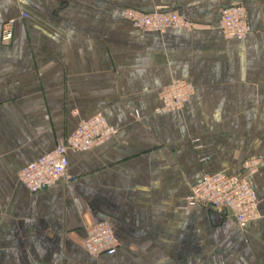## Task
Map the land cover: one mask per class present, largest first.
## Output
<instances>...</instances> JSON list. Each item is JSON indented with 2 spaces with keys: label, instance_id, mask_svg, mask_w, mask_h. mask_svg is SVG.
Returning <instances> with one entry per match:
<instances>
[{
  "label": "crops",
  "instance_id": "0c3cea01",
  "mask_svg": "<svg viewBox=\"0 0 264 264\" xmlns=\"http://www.w3.org/2000/svg\"><path fill=\"white\" fill-rule=\"evenodd\" d=\"M251 33L228 38L222 7ZM126 9L174 10L186 24L133 27ZM21 13H26L23 19ZM0 264H264V164L252 175L259 217L244 228L221 208L184 209L207 174L264 157V0H0ZM177 80L193 91L156 113ZM116 133L67 153L65 175L31 193L17 179L83 119ZM264 162V161H263ZM113 226V254L83 250L88 223Z\"/></svg>",
  "mask_w": 264,
  "mask_h": 264
},
{
  "label": "built area",
  "instance_id": "2783aa9c",
  "mask_svg": "<svg viewBox=\"0 0 264 264\" xmlns=\"http://www.w3.org/2000/svg\"><path fill=\"white\" fill-rule=\"evenodd\" d=\"M245 9L241 5L232 4L222 7L219 12L217 26L228 38L242 40L250 33ZM24 19L26 13H21ZM124 17L136 28L147 31L163 32L186 24L184 18L174 10L154 9L143 12L126 9ZM14 19H8L1 25L0 41L8 44L13 36ZM192 85L184 80H177L159 91L161 105L156 113L162 114L180 108L191 96ZM116 133L101 113L81 120L76 129L57 142L55 147L43 156L24 165L17 173L18 181L31 193L52 187L61 179L67 170L70 151H87L101 144ZM264 157H249L241 164L238 173L217 172L204 175L191 188L186 198L184 209L207 207L223 208L234 217L236 225L244 228L247 223L259 217L258 199L252 183L254 175L264 164ZM86 236L82 242L85 252L91 257L102 254L110 255L116 250L117 241L113 226L106 220L88 223Z\"/></svg>",
  "mask_w": 264,
  "mask_h": 264
},
{
  "label": "rangeland",
  "instance_id": "374dc122",
  "mask_svg": "<svg viewBox=\"0 0 264 264\" xmlns=\"http://www.w3.org/2000/svg\"><path fill=\"white\" fill-rule=\"evenodd\" d=\"M248 158H249V157H248ZM246 159H247V158H246ZM244 160H245V159H244ZM244 160H243V161H244ZM243 161H242V163H243ZM242 163H241V164H242Z\"/></svg>",
  "mask_w": 264,
  "mask_h": 264
},
{
  "label": "bare ground",
  "instance_id": "6f19581e",
  "mask_svg": "<svg viewBox=\"0 0 264 264\" xmlns=\"http://www.w3.org/2000/svg\"><path fill=\"white\" fill-rule=\"evenodd\" d=\"M114 251H115V250H114ZM113 253H114V252H113ZM113 253H112V254H113ZM110 255H111V254H110Z\"/></svg>",
  "mask_w": 264,
  "mask_h": 264
}]
</instances>
